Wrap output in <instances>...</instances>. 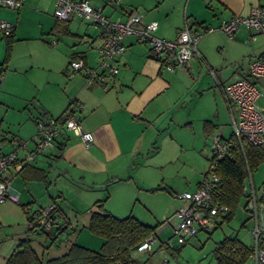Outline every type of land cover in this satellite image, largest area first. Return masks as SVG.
<instances>
[{
    "label": "crops",
    "instance_id": "crops-1",
    "mask_svg": "<svg viewBox=\"0 0 264 264\" xmlns=\"http://www.w3.org/2000/svg\"><path fill=\"white\" fill-rule=\"evenodd\" d=\"M88 1L100 6L111 19H124L132 11H139L142 16L138 25L156 21L154 34L166 39L175 38L185 24L196 29L217 27L233 15H247L250 6L257 2L264 8V0H122L120 4L108 0ZM0 7V21L15 25L13 44L33 36L38 38V34L44 32L58 31L74 36L60 47L58 42L54 46L51 41L40 38L43 44L59 47L49 61L32 62V55L17 57L10 54L3 66L6 43L0 35L4 39V52L0 57V71L4 72L0 84V152L13 149L12 137L26 142L25 148L17 150V161L4 173L10 181L11 191L17 195V202H0V264H5L21 239H29L38 256V262L30 264H50L48 261L63 255L71 243L98 249L102 239L93 242L78 240L92 211L106 210L116 217L129 213L144 224L154 225L140 218L142 212H132L135 207L131 206L129 210V199L142 191L162 195L158 192L164 188L161 185L164 183L163 174L171 157L164 151L162 158L153 157L154 163L152 156L160 154L157 141L167 147L176 145L171 135L167 136L165 132L168 122L176 118V110L180 108L178 103L186 100L180 81L191 75V70L222 67L245 57L264 56V34L254 33L251 28L240 24L231 38L219 29L205 34L197 42L199 57L190 56L189 68L178 67L169 71L160 67L148 44L138 41L135 35H128L124 38L125 51L117 58L118 72L109 87L101 89L88 83L82 74L70 78L64 74L72 58L82 57L87 65H96L98 61L97 47L102 39L96 38L93 32L90 35L86 31L83 35L73 33L69 24L76 17L65 21L67 28L64 32L59 28L64 23L53 15L54 0H22L17 8L1 4ZM80 27L83 26H79L78 32ZM253 34L254 39L251 38ZM29 68L49 73L45 79L34 76L30 82L21 85V72ZM237 75L247 77V65ZM12 95L17 99L13 100ZM71 102L80 105L77 116L82 129L92 134L91 142L86 144L71 131H64V136L57 135L45 153L21 163L24 155L36 144V119L41 115L61 116ZM203 123L201 131L206 136ZM199 182L200 178L195 187ZM114 198L128 204L114 205ZM100 200L104 201L103 207L95 204ZM52 201L57 202L59 209V225L53 227L55 232L53 229L29 232L26 212ZM171 201L175 203L168 213L162 214L163 217L171 215L178 205L173 197ZM61 224H64L61 229L67 227L60 233L61 229L57 230V227ZM69 232L77 237L64 240L62 252L58 248L56 254L50 255L49 250L44 252L41 242L54 244ZM145 264L159 263L151 256Z\"/></svg>",
    "mask_w": 264,
    "mask_h": 264
},
{
    "label": "built area",
    "instance_id": "built-area-1",
    "mask_svg": "<svg viewBox=\"0 0 264 264\" xmlns=\"http://www.w3.org/2000/svg\"><path fill=\"white\" fill-rule=\"evenodd\" d=\"M122 0H108L110 3H120ZM1 5L20 7L22 0H0ZM53 15L57 20L65 21L76 17L89 22L97 30L96 38H101L97 47L98 61L96 65H87L82 57H75L68 61L65 76L72 77L82 74L88 83L106 89L118 72L117 58L125 51L124 38L135 35L138 41L149 45L154 57L161 68L173 71L175 68H189L190 56L199 57L197 42L205 34L219 29L226 36L233 37L240 24L251 28L254 33L264 34V8L259 2L250 6L247 15H233L223 20L217 27L204 26L200 29L185 24L175 38L166 39L154 34L157 29L156 21H149L138 25L141 18L139 11H132L126 18L111 19L103 13L100 6L90 4L88 0H54ZM14 23L0 21V33L8 35L13 31ZM255 38V34L251 36ZM58 38L52 36L51 44L56 45ZM247 77L231 80L226 85L227 99L233 103L235 113L232 115V138H224L217 134L213 138L209 166L202 179L192 192L179 194L182 203L175 209L171 218L173 235L186 238L199 229L210 230L215 226L218 213H225L226 208L216 201L213 196L221 176L218 174V162L222 158L231 156V145L234 140L245 138L251 143L264 149V58H252L247 67ZM3 73L0 72V83ZM79 104L71 105L64 114L62 121L53 117H41L36 120V144L32 150L24 155L21 163L32 161L37 155L45 153L54 144V139L61 132L71 131L79 136L86 144L92 140V134L82 129L77 111ZM10 143L14 146L7 153L0 152V202H17V195L10 189V181L4 176L8 167L17 161L18 148H25L26 142L12 137ZM248 189L244 185L243 208L247 219L253 221L251 234L254 246L248 254V259L254 264H264V181L256 189L252 176L249 175ZM58 204L55 201L39 206L34 211H27L26 223L28 228L38 231H48L59 225L56 215ZM213 221V222H212ZM209 223H212L211 227ZM156 242L154 235H149L138 246V250H145L152 255V245ZM172 247V242H160L158 252L164 258L160 264H167L165 252ZM55 264V263H52Z\"/></svg>",
    "mask_w": 264,
    "mask_h": 264
},
{
    "label": "rangeland",
    "instance_id": "rangeland-1",
    "mask_svg": "<svg viewBox=\"0 0 264 264\" xmlns=\"http://www.w3.org/2000/svg\"><path fill=\"white\" fill-rule=\"evenodd\" d=\"M145 4H147V1ZM79 26H83L80 27V32L77 31ZM69 27L73 33L77 32V34L80 35H83V32L85 31L89 32V35L92 32L94 35L97 34V30L94 26L89 22L87 23V21H80L77 18L70 22ZM0 35H2V33H0ZM53 35L58 38L59 47L63 43L69 42V39L74 37L69 36L68 34H60L58 31H52L50 33L44 32L43 35L39 33V39L34 38L33 36L31 39H23L22 41L18 40L15 42L16 44H13L11 49V55L15 54L17 57H28L29 55H32V62H39L40 60L49 61L54 57V53L59 47L52 48L53 46L50 43H45V41V44H43L40 38L50 42ZM3 52L4 39L0 36V57ZM250 58L251 57L238 59L236 62H232L222 67L212 66L211 68H205L204 70L201 69L199 71L191 70L192 74H188L187 77L182 78L180 81L182 83L181 87H183L182 91L186 93V100L178 103L177 106L180 108L176 110V112L178 111L177 113L175 112L176 118L168 122L169 127L165 132V135H171L172 141H175L176 145L171 144L167 147L166 144H162L161 141L158 143L157 141V146L161 148V151L159 152V155L155 154L152 156V159L153 157L162 158V153L165 151V154H168L171 157L163 174L164 183L161 185H163L164 188L160 189V192H158L162 193V195L159 196V194H151L149 192L142 193V191L139 195L136 193L134 197L129 199L128 206L129 210L131 209V206L133 208L135 207L134 210H132L134 213L136 212L138 214L139 211L142 212L143 215H140L141 219L153 222L152 224L154 225L157 224L156 230L158 231L157 233L156 231L154 233L156 242L152 245L153 253L151 256L153 261H158L159 264L164 256L162 253L160 254L158 252V245L160 242H166L167 240L172 242V247H167V251L165 252V260H167V264H217L213 256V249L216 244L226 236L236 237L247 247L254 246V239L251 234L253 221L247 219V213L243 208V198L241 199L233 218L225 221L223 220L222 215H217L218 222L215 224L214 228H211L210 230L199 229L195 234L184 239L177 238L173 235V227L170 224V219L173 213L171 215H164V217L162 216V214H166V212L168 213L170 211V206L175 203L171 201L172 197L178 202V205L175 207L176 209L182 203V200L178 197L179 194H182L185 191L192 192L195 190L197 179H202L203 174L209 166L214 136L220 134L224 138L231 137L233 132L232 115L235 113V110L233 103L226 97L225 89L228 82L242 77L237 74L242 72L246 65L248 67ZM48 73L47 70L29 68L26 71L21 72L20 84L23 85L30 82V79L34 76L40 79H45L47 78ZM21 88H23V86L19 89ZM23 91H26V89L24 88ZM11 98L13 100L17 99L16 95H12ZM205 119L209 120L210 124L208 134L203 136L201 129L202 123L204 122L203 120ZM153 161L155 163L154 159ZM251 176L256 189H259L262 181H264V162L259 164L257 168L253 170ZM244 185L248 189V176L244 179ZM113 204L124 206V204L127 205L128 203L114 198ZM148 207L150 210H147ZM80 220L82 221V219ZM52 229L53 232H55V228ZM75 237H77V235L73 236V232H69L64 234L62 238L60 237L56 240L54 244H49L48 241L47 245H45L44 242H41L43 250L44 252L49 250L50 255L56 254L57 248L59 252H62L65 244L64 240L70 241ZM79 239L84 242H93L94 240L101 241L102 238L99 235L91 233L86 227L78 235V240ZM146 252L148 251L138 250L135 255L137 258H142V255H147ZM244 264H254V262L248 259Z\"/></svg>",
    "mask_w": 264,
    "mask_h": 264
},
{
    "label": "trees",
    "instance_id": "trees-1",
    "mask_svg": "<svg viewBox=\"0 0 264 264\" xmlns=\"http://www.w3.org/2000/svg\"><path fill=\"white\" fill-rule=\"evenodd\" d=\"M65 21H61L64 24L59 27L64 32L67 28ZM12 32L3 35L6 43L5 54L1 63L3 66L7 64L11 54L14 41ZM259 58H264V56ZM2 71L0 72L3 73ZM73 104V102L69 103L61 116L53 118L62 121L66 110ZM41 117L49 116L41 115L39 118ZM209 124V120H204L205 135L208 134ZM229 138H232V135ZM230 150L231 156L222 158L218 162L217 171L221 176V182L213 196L216 201L226 208L225 213H218V215H222L225 221L233 218L241 199L245 195L244 179L246 176L251 175L259 164L264 162V149L245 138H241L239 141L234 140ZM103 202V200H100L96 201L95 204L103 207ZM215 222H218L217 216ZM63 225L57 227V230L61 229ZM66 227L64 226L60 233L64 232ZM156 227L157 224H144L131 214L116 217L106 210L92 211L87 228L91 233L102 238L100 247L92 249L77 243H71L63 255L57 256L48 262L50 264H145L150 255H142V258H137L135 253L138 252V246L146 237L154 235ZM28 231L40 233V231L32 228H28ZM251 250L252 247L245 246L236 237L226 236L214 247L213 256L217 264H244L248 260V254ZM32 262H38V256L31 247L29 239H21L5 264H30Z\"/></svg>",
    "mask_w": 264,
    "mask_h": 264
},
{
    "label": "water",
    "instance_id": "water-1",
    "mask_svg": "<svg viewBox=\"0 0 264 264\" xmlns=\"http://www.w3.org/2000/svg\"><path fill=\"white\" fill-rule=\"evenodd\" d=\"M63 119H64V117H62V120H63ZM60 135H61L62 137L64 136L62 132L60 133Z\"/></svg>",
    "mask_w": 264,
    "mask_h": 264
}]
</instances>
